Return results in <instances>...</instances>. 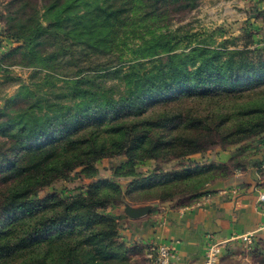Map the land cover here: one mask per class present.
I'll use <instances>...</instances> for the list:
<instances>
[{
    "label": "trees",
    "instance_id": "trees-1",
    "mask_svg": "<svg viewBox=\"0 0 264 264\" xmlns=\"http://www.w3.org/2000/svg\"><path fill=\"white\" fill-rule=\"evenodd\" d=\"M198 1L0 3L5 39L20 43L1 57L0 75L14 55L32 68L0 107V264H134L118 220L101 212L124 201L113 179L68 197H33L78 167L93 178L99 160L124 156L114 178L135 179L131 190L159 202L188 193L187 203L217 191L239 167L226 164L235 156L223 148L264 132V47L254 32L152 25L131 39L141 43L121 42L133 24ZM213 146L217 161L140 177V166L204 156Z\"/></svg>",
    "mask_w": 264,
    "mask_h": 264
},
{
    "label": "rangeland",
    "instance_id": "rangeland-1",
    "mask_svg": "<svg viewBox=\"0 0 264 264\" xmlns=\"http://www.w3.org/2000/svg\"><path fill=\"white\" fill-rule=\"evenodd\" d=\"M5 0H0V3H3ZM40 2V0H38ZM197 6H195L191 10H174L171 6L165 11L164 15L161 18L155 19L154 23L149 21L145 26H138L137 24H133L129 31V34L125 39V41H133V43H141L139 38L133 39L136 35L140 33V31H146L147 28H156L157 32L167 31V30H176L180 27V33H210L216 28H223L225 30V34L229 36H234L241 38L243 35L242 27H248L252 32H254V39L256 41V45H260L264 47V7L262 8V4L264 0H199L197 2ZM259 3H261L259 5ZM264 5V4H263ZM0 10H3V5L0 4ZM0 59L1 57L8 52L10 49L15 48L20 43L16 40L10 39L6 40L3 30L4 21L0 20ZM153 25V27H152ZM150 34H146V38H150ZM226 36V37H227ZM132 43V42H131ZM186 44L185 41H183ZM182 46V44H181ZM187 47V46H186ZM184 48L188 50L189 48ZM181 50V48L179 49ZM121 51V49L119 50ZM119 53V52H117ZM117 53L114 57L110 58L113 61H117ZM15 57L9 58L6 61L9 63L10 67L5 68L4 71H1L0 75V107L3 105L4 100L7 99L10 95L12 96L16 89L19 81L28 80V76L31 67L24 65L20 62L19 55H14ZM60 66L58 69L61 72L65 73L67 68H62ZM214 147V146H213ZM208 150V152L204 156L193 155L187 159H175L168 162L157 160L153 161L149 166L145 164L138 168L140 172V177H150L154 173V167H158L157 171H162L163 173L177 171L184 168H192L195 166H202L212 161H217L216 151L220 149L218 146ZM223 148V147H222ZM227 153H231L235 156V160L227 161L226 164L230 167L236 165L238 162V166L236 169H232V172L223 179V181L233 178L234 172L241 169L243 172L242 177L246 176L250 179H256V182L262 186L259 190L258 195L260 193H264V132L258 135H255L246 141L233 145L230 147L223 148ZM124 156L117 157H109L99 160L96 165L98 168V175L93 178H89L84 176L81 171V167L71 171L66 178L59 179L52 183L51 185L45 186L42 189H39L35 192L33 197L35 199L44 198L48 194H57L61 197H68L72 195H76L78 193H85L88 185L98 178H111L120 185L122 193L124 195L123 202H116L109 204L107 208L102 209L101 212L103 214H107L110 217L116 218L119 222V239L125 242L127 247H130V255L132 257V262L136 264L139 261V254L143 251V243L128 239L129 232L127 236H124L122 224H124L127 219H134L129 217L125 211V205L128 204L132 207H139L143 205H150L155 203H160L158 200L151 198L153 194L146 192H138L131 190L134 185L135 179L131 177H122V178H114L112 176V167L123 160ZM237 161V162H236ZM139 177V178H140ZM127 189L128 192H127ZM228 191L235 195L238 192L237 186H225L222 185L217 191ZM212 193V192H211ZM210 193H206L201 195L199 198L203 196H208ZM256 197V206L258 211H261L264 217V201L258 202ZM190 194H178L171 201H180L187 203ZM198 198V199H199ZM197 199V200H198ZM162 203V202H161ZM119 213V214H116ZM149 211L138 218H144L147 216ZM164 214L162 215V217ZM136 219V218H135ZM162 223L164 222V218H161ZM257 229V230H256ZM256 232L254 233V237L251 243L245 244L240 241L243 246L240 251L245 254H249L255 264H264L260 261L264 260V220H261L259 225L254 229ZM251 230V231H254ZM137 231V230H135ZM128 239V240H127ZM242 254V253H241ZM137 258V259H136Z\"/></svg>",
    "mask_w": 264,
    "mask_h": 264
},
{
    "label": "crops",
    "instance_id": "crops-1",
    "mask_svg": "<svg viewBox=\"0 0 264 264\" xmlns=\"http://www.w3.org/2000/svg\"><path fill=\"white\" fill-rule=\"evenodd\" d=\"M241 171L237 170L233 178L223 183L224 187L237 186L238 192L235 195L220 190L191 203H153L146 217L127 219L122 224L121 233L127 236L129 232L128 239L145 245L136 264H145L144 251L151 240L172 242L179 255L175 264H202L208 241L207 233L215 239H230L222 250L220 264L259 262L253 261L249 254L240 251V246H243L240 240L232 238L254 230L260 221L264 220L263 214L256 206V197L261 189L259 182L246 176L242 177ZM161 218H164L163 223ZM260 262L264 263V260Z\"/></svg>",
    "mask_w": 264,
    "mask_h": 264
},
{
    "label": "built area",
    "instance_id": "built-area-1",
    "mask_svg": "<svg viewBox=\"0 0 264 264\" xmlns=\"http://www.w3.org/2000/svg\"><path fill=\"white\" fill-rule=\"evenodd\" d=\"M257 201H264V193H260L258 195ZM256 230L244 232L232 238L248 244L252 242ZM206 236L208 241L202 264H220L222 250L225 247V243H227L230 239H215L209 233H207ZM178 258L179 255L177 253V249L172 242L151 240L145 247V264H175V261H177Z\"/></svg>",
    "mask_w": 264,
    "mask_h": 264
},
{
    "label": "water",
    "instance_id": "water-1",
    "mask_svg": "<svg viewBox=\"0 0 264 264\" xmlns=\"http://www.w3.org/2000/svg\"><path fill=\"white\" fill-rule=\"evenodd\" d=\"M124 211L129 217L135 219V218H138V217L145 215L148 211H150V205L132 207V206L126 204Z\"/></svg>",
    "mask_w": 264,
    "mask_h": 264
}]
</instances>
